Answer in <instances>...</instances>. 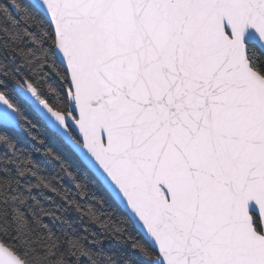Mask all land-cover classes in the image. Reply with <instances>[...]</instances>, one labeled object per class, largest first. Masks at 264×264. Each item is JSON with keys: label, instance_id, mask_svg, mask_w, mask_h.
I'll list each match as a JSON object with an SVG mask.
<instances>
[{"label": "snow or ice", "instance_id": "snow-or-ice-1", "mask_svg": "<svg viewBox=\"0 0 264 264\" xmlns=\"http://www.w3.org/2000/svg\"><path fill=\"white\" fill-rule=\"evenodd\" d=\"M0 264H264V0H0Z\"/></svg>", "mask_w": 264, "mask_h": 264}, {"label": "trees", "instance_id": "trees-1", "mask_svg": "<svg viewBox=\"0 0 264 264\" xmlns=\"http://www.w3.org/2000/svg\"><path fill=\"white\" fill-rule=\"evenodd\" d=\"M49 146H54V145H49ZM38 159H41L40 157H37Z\"/></svg>", "mask_w": 264, "mask_h": 264}]
</instances>
